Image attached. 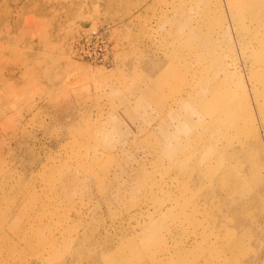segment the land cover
Returning <instances> with one entry per match:
<instances>
[{"label":"rangeland","instance_id":"374dc122","mask_svg":"<svg viewBox=\"0 0 264 264\" xmlns=\"http://www.w3.org/2000/svg\"><path fill=\"white\" fill-rule=\"evenodd\" d=\"M0 126V264L264 263V0H0Z\"/></svg>","mask_w":264,"mask_h":264},{"label":"bare ground","instance_id":"6f19581e","mask_svg":"<svg viewBox=\"0 0 264 264\" xmlns=\"http://www.w3.org/2000/svg\"><path fill=\"white\" fill-rule=\"evenodd\" d=\"M246 1L247 0H239V5L241 4V6H244L245 5V3H246ZM236 8V7H235ZM191 22V21H190ZM188 24H189V22H188ZM241 25L242 26H244V28H246L247 27V24L245 23V22H242L241 23ZM183 25H181V27H182ZM184 27V26H183ZM249 42V41H248ZM247 41L244 43V44H246V43H248ZM249 44L250 45H246L247 47H254V45L255 44H257L256 46H259V47H262V44H263V41L261 40V39H259L257 42H255V44H254V42H252V41H250L249 42ZM223 70H225V66L223 67ZM225 73H227V71L225 70ZM225 78H227V77H225ZM223 100H224V103L219 107V108H217V107H215L214 106V108L212 109V110H210V111H208V115L207 114H205L204 116L206 117V122L208 123V122H211V123H209V125H212V124H218L219 125V123H229V125H233V126H236V127H238L237 125H238V121H237V117L236 116H234V115H236V111H237V108H238V106L235 104V102L233 103V104H231V106H230V104L229 103H231V102H233L232 100H233V96L231 95V94H226V97H224L223 98ZM187 101V99L186 98H184V99H180V101H176L175 102V105H174V107H176V108H174V107H172L171 106V108L169 109V111H168V113H167V115L169 116V118L174 122V121H176V118L178 117V114H179V112H180V110H181V108H182V105H184L185 103H187L186 102ZM181 104V105H180ZM227 104H229L228 106H227ZM154 109H156V108H154ZM242 109V108H241ZM240 109V110H241ZM239 110V109H238ZM252 110V109H251ZM166 111V110H165ZM244 111V110H243ZM252 113V112H251ZM220 114V115H219ZM209 116H211V117H209ZM226 116H228V117H226ZM246 118V117H245ZM208 119H209V121H208ZM234 119V120H233ZM167 123V126L169 127H173L174 129H176V127L173 125V123H170V122H166ZM240 123V122H239ZM242 123V122H241ZM226 126H228V125H226ZM239 126H240V124H239ZM0 128H1V126H0ZM223 128V127H222ZM231 129V128H230ZM229 129V130H230ZM233 129V128H232ZM235 129V128H234ZM164 132L165 133H167L168 131H166V130H164ZM234 132H236V131H234ZM231 133V132H230ZM241 133V132H240ZM240 133H238V134H240ZM168 134H169V132H168ZM175 134V133H174ZM170 135V134H169ZM226 135V134H225ZM202 140H201V138H199L198 139V143L199 144H201V145H203V143L205 142L204 140H203V142H201ZM249 141V140H248ZM252 146V145H251ZM255 147V146H254ZM226 148V147H225ZM220 149V148H219ZM217 150V149H216ZM227 150V149H226ZM213 151V150H212ZM211 151V152H212ZM220 151V150H219ZM199 152H201V149L199 150ZM227 152V151H226ZM217 154V153H216ZM253 154V153H252ZM208 155V154H207ZM226 156H228V155H226ZM244 158H245V156H244ZM258 159V158H257ZM256 159V160H257ZM232 163V162H231ZM227 164V163H226ZM235 164V163H234ZM222 165H223V163H222V161H221V159L219 158H217V161H215L214 163L212 162V165H211V168L209 169V172L211 173V174H214L217 170H219L221 167H222ZM244 165V164H243ZM249 165V164H248ZM247 167H249V166H247ZM251 167V166H250ZM256 167V166H255ZM140 172V171H139ZM249 172V171H248ZM263 172V171H262ZM261 172V173H262ZM133 173H135V172H133ZM138 173V172H137ZM221 174V173H220ZM258 174V173H257ZM138 175V174H137ZM259 175V174H258ZM223 176V175H222ZM230 176V175H229ZM254 176V175H253ZM258 177V176H257ZM254 181V180H253ZM260 181V180H259ZM259 184V183H258ZM215 185V184H214ZM226 186V185H225ZM224 187V186H223ZM223 187H222V189H223ZM228 187V186H227ZM216 188V187H215ZM219 188V187H218ZM248 189V188H247ZM246 188H245V190H247ZM220 190V189H219ZM235 190V189H234ZM251 191H252V189H250ZM237 191H238V189H237ZM249 191V190H248ZM243 192H246L247 193V191H243ZM237 194V193H236ZM240 196V195H239ZM227 197H228V195H227ZM237 197V196H236ZM242 197V196H241ZM240 197V198H241ZM229 198H231V197H229ZM228 198V199H229ZM234 199V198H233ZM232 199V200H233ZM239 199V198H238ZM243 199V198H242ZM236 200V199H235ZM234 200V201H235ZM237 201V200H236ZM234 203V202H233ZM258 210V209H257ZM257 210H255V211H257ZM259 210H260V208H259ZM258 222V221H257ZM257 224V223H256ZM248 226V225H247ZM247 226H245V227H247ZM252 228V227H251ZM256 228V227H255ZM157 229V228H156ZM248 229V228H247ZM250 229V228H249ZM219 231V230H218ZM252 231V230H251ZM251 233H253V232H251ZM250 233V234H251ZM253 236V235H252ZM246 237V236H245ZM242 238V237H241ZM245 239V238H244ZM235 241V240H234ZM240 241V240H239ZM252 241V240H251ZM221 242H223V241H221ZM256 242V241H255ZM223 244V243H222ZM236 245V244H235ZM212 262V261H211ZM261 262V261H260ZM257 263V262H256ZM264 264V263H263Z\"/></svg>","mask_w":264,"mask_h":264}]
</instances>
